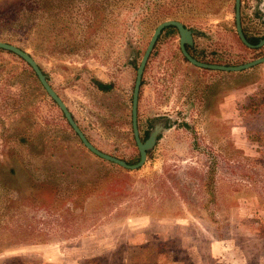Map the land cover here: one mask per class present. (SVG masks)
<instances>
[{
    "label": "rangeland",
    "instance_id": "rangeland-1",
    "mask_svg": "<svg viewBox=\"0 0 264 264\" xmlns=\"http://www.w3.org/2000/svg\"><path fill=\"white\" fill-rule=\"evenodd\" d=\"M166 20L192 31L198 62L264 57L236 37L233 0H0V41L32 58L94 148L133 165L135 70ZM167 121L144 163L122 169L87 151L0 50V264H264V63L196 68L162 32L141 75L140 141Z\"/></svg>",
    "mask_w": 264,
    "mask_h": 264
},
{
    "label": "water",
    "instance_id": "water-1",
    "mask_svg": "<svg viewBox=\"0 0 264 264\" xmlns=\"http://www.w3.org/2000/svg\"><path fill=\"white\" fill-rule=\"evenodd\" d=\"M239 8H240V0H233V19H234V29H235L236 37L238 38L239 42L248 49H258L259 47H262L264 45V37L260 39L255 45H250L246 42L240 26ZM167 27H173L176 30L178 36V48L181 56L188 64L196 68H200L204 70L223 71V72H240L250 69L258 64L264 63V57L256 58L254 60H251L249 62L237 66H222V65H213V64H205L198 62L195 59L191 58L189 54L185 51V46L190 47L192 45V31L186 29L180 22L175 20H166L156 25L152 31L148 43L139 60L138 66L136 67L132 93H131L130 126H131L132 138L138 152V160L133 165H128L119 159H116L114 157H111L107 154L100 152L86 140L82 132L79 130V128L73 121L70 113L67 111L63 102L57 97V95L54 93V91L47 83L45 75L42 74L36 63L32 60V58L28 54H26L24 51L17 48L16 46L1 41H0V50L15 55L30 68V70L34 74L35 78L37 79L39 85L41 86L45 94L56 105V107L62 114L66 124L69 126L71 131L75 134L79 142L87 151H89L91 154L98 157L99 159L109 162L111 164H115L116 166L122 169L134 171L137 170L144 163L146 159V152L153 147L157 136L162 130L161 125L159 124L153 125L146 139L141 142L138 136L137 123H136V106H137L138 90L140 86V80L144 65L147 61V58L153 48L156 39L160 35L161 31Z\"/></svg>",
    "mask_w": 264,
    "mask_h": 264
},
{
    "label": "flooded vegetation",
    "instance_id": "flooded-vegetation-1",
    "mask_svg": "<svg viewBox=\"0 0 264 264\" xmlns=\"http://www.w3.org/2000/svg\"><path fill=\"white\" fill-rule=\"evenodd\" d=\"M253 0H250V3L251 4H248V6L246 7H242V8H239V21L241 20H244L245 22H262L263 23V29H264V0H258L257 2L253 1ZM247 11L248 13V16L247 18L244 17L242 18L243 15H246V13L242 14V12H245ZM187 29V28H186ZM176 32V30H175ZM161 34V33H160ZM177 34V32H176ZM160 36V35H159ZM158 36V37H159ZM264 37V35H262L260 37V39H262ZM255 38V37H254ZM259 39V40H260ZM157 40V39H156ZM258 40V41H259ZM156 42V41H155ZM155 44V43H154ZM154 46V45H153ZM187 47V46H186ZM190 56V55H189ZM143 72V71H142ZM141 82V80H140ZM140 88V86H139ZM155 121V120H154ZM156 124H159L161 125L160 123H156ZM166 124V123H165ZM155 125V124H154ZM162 126V125H161ZM164 129V126H162V130ZM166 129V128H165ZM161 130V131H162ZM149 133V132H148ZM161 133V132H160ZM159 133V134H160ZM148 135V134H147ZM159 136V135H158ZM157 136V137H158ZM156 142V141H155Z\"/></svg>",
    "mask_w": 264,
    "mask_h": 264
},
{
    "label": "trees",
    "instance_id": "trees-1",
    "mask_svg": "<svg viewBox=\"0 0 264 264\" xmlns=\"http://www.w3.org/2000/svg\"><path fill=\"white\" fill-rule=\"evenodd\" d=\"M8 3H9V2H8ZM170 31H171V32H175V29H174L173 27H167V28H164V29L161 31V33H162V32H170ZM242 34H243V36H244L246 42H247L248 44H250V45H255V44L258 42V40L260 39V38L247 37L244 33H242ZM185 51L190 55L191 58H193V59L196 60L197 57H195L192 53H190V47H186V46H185ZM33 75H34V74H33ZM93 85L95 86V88H96L97 90L102 91V92H106V91L110 90V85H106V84H103V83H100V82H93ZM140 85H141V82H140ZM155 120H158V119H155ZM170 125H172V123H169V122L167 121V123L164 125V128H169ZM149 128L151 129L152 126H149L148 129H149ZM148 132H149V131H146V132H145V134H144V136H143L144 139H146ZM157 139H158V137L156 138V140H157Z\"/></svg>",
    "mask_w": 264,
    "mask_h": 264
}]
</instances>
